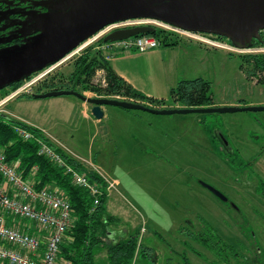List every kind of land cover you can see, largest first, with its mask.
Listing matches in <instances>:
<instances>
[{
    "label": "rangeland",
    "instance_id": "obj_1",
    "mask_svg": "<svg viewBox=\"0 0 264 264\" xmlns=\"http://www.w3.org/2000/svg\"><path fill=\"white\" fill-rule=\"evenodd\" d=\"M96 42H88L52 68L34 73L17 88L0 90V100L13 95L3 104L1 113L44 126L73 153L91 160L117 181L106 202L107 211L116 217L108 226L109 237L115 232L118 238H128L141 226L147 228L138 234V243L144 250L138 253L136 250L128 264L135 262L136 256V264H264V226H260L261 230L256 226V220L264 224V208L247 198L248 193L241 194L235 189L239 184L236 178L248 184L247 191L250 186L254 188L251 182L243 181L247 178L244 173L248 164L247 158L241 157L243 151H248L253 136L264 140V131L258 129L263 125L251 124L249 120V117L264 120V111L156 115L110 106L108 118L95 124L81 114L90 119L91 105L86 102L82 105L83 101L74 95L37 99L23 96L31 94L38 83L52 75L57 81L71 85L67 75L74 69L75 58L88 46L103 50L107 59L104 52L108 48ZM220 50L208 57L206 65L214 103L236 97L247 102L264 100V72L252 74L246 63L239 67L238 57L264 52ZM35 76L38 79L30 84ZM103 77L104 70L98 68L91 83L103 87ZM76 89L89 97H105L81 85ZM229 140L242 151L240 155L236 153L240 156L236 171H244L242 174L235 173L220 159L225 153L219 144H229ZM240 163L245 164L242 169ZM203 183L215 187L227 199H219ZM27 223L31 225L30 221ZM210 230L221 239V256L196 240L199 235L208 236ZM147 247L151 252L145 250ZM106 254L105 249L97 248L93 264H107Z\"/></svg>",
    "mask_w": 264,
    "mask_h": 264
},
{
    "label": "water",
    "instance_id": "obj_2",
    "mask_svg": "<svg viewBox=\"0 0 264 264\" xmlns=\"http://www.w3.org/2000/svg\"><path fill=\"white\" fill-rule=\"evenodd\" d=\"M131 18H151L186 30L223 36L245 48L251 46L244 43L245 39L259 37L264 29V0H49L48 11L36 19L35 28L40 33L25 44L0 49V89L58 63L106 25ZM154 30L150 25L119 28L106 34L103 41L123 40ZM32 95L35 99L74 95L91 105L90 112L98 120L106 105L156 115L264 111V105L152 108L124 99L89 97L74 89ZM203 185L219 199H227L215 187Z\"/></svg>",
    "mask_w": 264,
    "mask_h": 264
},
{
    "label": "trees",
    "instance_id": "obj_3",
    "mask_svg": "<svg viewBox=\"0 0 264 264\" xmlns=\"http://www.w3.org/2000/svg\"><path fill=\"white\" fill-rule=\"evenodd\" d=\"M147 34L158 38L162 45H175L179 41L158 27ZM217 36L228 40L223 36ZM108 42H104L101 37L96 44ZM258 45H264V36H261V39L251 46ZM92 47L93 45L88 46L75 58L74 69L67 75L68 80L72 82L71 85L57 81L52 75L38 83L32 93H43L53 89L78 91L76 86L81 85L83 89H91L105 97L119 96L121 99L138 102L152 108H174L175 105L178 107H207L214 104L210 91L211 81L202 77L179 81L169 88L166 98L145 96L114 71L111 63L105 59L103 50H96ZM238 57L241 63L239 67H243V63H246L248 72L252 74L264 72V54H242ZM98 68L104 70L105 86L103 87H97L91 83V78ZM21 83L22 81L14 82L10 88L15 89ZM32 93H26L23 96L33 98ZM14 123L13 118L0 114V150L4 153L6 162L14 164L24 178L34 179L36 188H58L70 204L71 222L64 232L58 258L69 260L71 264H93L96 249L102 248L106 250L111 264H128L133 259L136 250H138L137 253L140 251L142 245L138 243L140 228L128 238L114 240L109 237L108 226L116 220V217L106 209L108 194L102 188L104 186L102 179L89 168L81 166L74 159L64 155L68 165L75 170L85 172L90 181L94 179L101 184L102 194L99 196L98 204L93 207V197L89 190L76 184L72 175L67 173L63 167L57 166L48 157L38 154L37 141L35 139L23 140L13 129ZM34 132L37 133L35 130ZM37 136L39 137L40 134L38 133ZM238 161L240 158L236 153L229 157V162L235 166ZM262 185L264 182H260L259 187ZM28 228L31 232L36 231L34 227L28 226ZM37 234L40 235L39 231ZM196 240L210 247L216 256H221L219 251L221 239L216 233L210 230L208 236L199 235Z\"/></svg>",
    "mask_w": 264,
    "mask_h": 264
},
{
    "label": "built area",
    "instance_id": "obj_4",
    "mask_svg": "<svg viewBox=\"0 0 264 264\" xmlns=\"http://www.w3.org/2000/svg\"><path fill=\"white\" fill-rule=\"evenodd\" d=\"M136 25L158 27L176 38L192 40L214 49H225L229 53L264 52V45H258L259 48H256L258 46L240 48L214 34L186 30L151 18H131L106 25L58 63L92 40H98L115 29ZM104 45L108 49H135L138 52H144L157 48L161 45V42L153 35L144 34L99 46ZM56 64L47 68H52ZM47 68L45 69L47 70ZM37 77L31 78L30 84L35 82L38 79ZM103 81L105 80L103 79ZM25 87L26 85H24ZM19 89L15 91V94L19 92ZM30 89H27V91L29 92ZM12 97L13 95H9L6 99L0 100V114L3 111L1 108L3 104ZM2 115L8 116L10 114ZM11 118L15 121L12 125L13 129L23 140L35 139L37 141L38 154L48 157L57 166L63 167L67 173L72 175L76 184L89 190L93 197V207L98 204L102 188L107 194L116 188L117 181L115 179L105 174L91 160L73 153L59 138L50 134L45 128L20 117H15V119L12 116ZM34 130L37 133H33ZM38 133L40 134L39 137L37 136ZM65 154L81 166L87 167L96 173L102 179L104 186L101 188V184L94 179L90 181L85 172L75 170L68 165L65 161ZM27 221H30L31 225ZM70 222V204L67 198L63 197L60 190L58 188H36L34 179L24 178L21 171L17 170L14 164L6 162L5 155L0 150V263L71 264L69 260L58 258L62 238ZM28 226L36 228V231L31 232ZM145 230V226H141L140 232L142 233ZM37 231L40 235L37 234Z\"/></svg>",
    "mask_w": 264,
    "mask_h": 264
},
{
    "label": "crops",
    "instance_id": "obj_5",
    "mask_svg": "<svg viewBox=\"0 0 264 264\" xmlns=\"http://www.w3.org/2000/svg\"><path fill=\"white\" fill-rule=\"evenodd\" d=\"M178 40V43L175 45L161 44L157 48L149 49L144 52H138L135 49H108L104 53L106 54V58L111 63L114 71L123 79H125L129 84H131V86L135 90L148 97L166 98L169 88L175 86L181 80L193 79L196 77L207 79V76H209V74H206V65L209 62L208 57L211 55L215 56L217 51H221L220 49L209 48L192 40ZM204 64L205 66H203ZM27 101L29 102L33 100L28 99ZM81 103L83 105L84 102ZM232 105H264V100L247 102L243 99V97H236L234 98V100L230 101L221 100L218 103H214L212 106ZM175 106L178 107V105ZM108 107H110V105L102 106L103 117L99 120L96 119L93 115L90 116V119H88L83 113L81 114L82 117L84 119H87L89 122L96 124L98 121H100L101 124L103 123L102 121L108 118L110 111ZM249 120L251 124L263 125L261 127L258 126V129L264 131V122H257L253 117L252 119L251 117H249ZM38 126L44 128V126L42 125ZM235 137L236 136H232L233 139ZM237 142L239 145V140ZM222 145L225 147V149L222 147ZM222 145L219 144L220 150L225 153V156L221 155L220 157V159L223 161L222 163L226 164L228 167H231L235 173H244V171H236L238 165L235 166L234 164H231L229 162V153H237L240 155V152H242L238 150L239 146L237 147V149L234 145V141L231 140H229V144L222 142ZM247 149L248 151H243L244 156L241 157H246V163L248 164L246 166L247 171L244 173L247 178L244 177L245 180L243 181L251 182L254 188L250 186L251 190L247 191V188H245V186L248 184H246L245 182H239L240 178H236V181L239 184L238 186L236 185L235 189L238 193L241 194H245V192L248 193V195H246L247 198L256 201L259 207L264 208V203H262L264 201V185L261 186V190H259L260 188L258 189L260 181L262 180L264 182V140L260 141L257 137L253 136ZM237 164H239V162ZM243 165L245 164L240 163L239 167L242 169ZM250 175H253L254 178L249 177ZM240 185H243L242 189L240 188ZM259 195L262 198H260ZM256 224L257 229L260 230V226H264V224H262V220H256ZM253 233H255V231H253ZM112 238L114 240L120 239L115 232L112 234ZM145 250L151 252L150 247H147ZM106 261L107 264H111L108 254H106ZM136 263L137 256L135 262H133L132 264Z\"/></svg>",
    "mask_w": 264,
    "mask_h": 264
},
{
    "label": "flooded vegetation",
    "instance_id": "obj_6",
    "mask_svg": "<svg viewBox=\"0 0 264 264\" xmlns=\"http://www.w3.org/2000/svg\"><path fill=\"white\" fill-rule=\"evenodd\" d=\"M48 2L49 0H0V49L25 44L39 34L40 30L35 28L36 19L48 11ZM261 36H264V29L260 30L259 37L245 39L244 43L255 44ZM255 121L264 122L258 117H255ZM222 147L225 149L223 145ZM232 154L229 153V157Z\"/></svg>",
    "mask_w": 264,
    "mask_h": 264
}]
</instances>
